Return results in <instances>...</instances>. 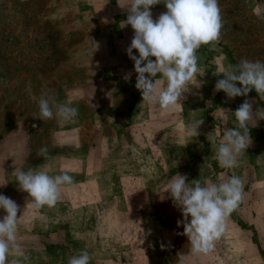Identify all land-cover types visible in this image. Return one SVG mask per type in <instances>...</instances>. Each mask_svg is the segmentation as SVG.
Listing matches in <instances>:
<instances>
[{
	"label": "rangeland",
	"instance_id": "1",
	"mask_svg": "<svg viewBox=\"0 0 264 264\" xmlns=\"http://www.w3.org/2000/svg\"><path fill=\"white\" fill-rule=\"evenodd\" d=\"M219 6L221 39L197 52L202 83L193 80L182 106L167 111L135 88L126 54L134 31L120 27L127 13L117 0H0V194L20 208L19 250L8 264H68L81 249L90 264H264V120L235 168H220L208 141L221 136L220 108L234 112L245 99L255 100L253 111L264 108L255 90L230 100L214 91L223 64L264 61V0ZM165 11L161 0L153 20ZM42 94L78 108V117L40 120ZM196 118L204 123L194 137L185 124ZM45 146L46 159L38 155ZM21 167L67 172L75 183L54 207L33 209L16 182ZM176 173L244 180L245 198L208 254H194L177 225L181 211L165 192Z\"/></svg>",
	"mask_w": 264,
	"mask_h": 264
},
{
	"label": "clouds",
	"instance_id": "2",
	"mask_svg": "<svg viewBox=\"0 0 264 264\" xmlns=\"http://www.w3.org/2000/svg\"><path fill=\"white\" fill-rule=\"evenodd\" d=\"M117 3L127 13L120 27L130 25L134 31L126 54L134 62L135 88L147 104L174 111L178 105L182 106L183 94L189 91L191 82L195 80L199 86L202 83L197 80L200 76L198 50L202 45L218 44L221 39L225 21L219 0H163L166 11L156 20H153L151 8L161 0H117ZM133 49L138 56L133 54ZM157 74L160 78H156ZM219 74L223 78L216 81L215 92L223 91L230 100L247 97L255 90L260 100H264V61L242 58L235 64H223L216 73ZM130 78L131 73H128L125 79ZM254 103L255 100L245 99L234 112L220 108L225 117L220 124L224 126L220 127L221 136L211 135L208 139L216 148L215 159L220 168H235L252 144L250 129L257 126V121L264 120V108L253 111ZM38 106L40 120L58 117L71 122L79 115L78 108L57 104L46 94L41 95ZM230 115L237 121L234 128L226 126V117ZM203 123V119L196 118L186 123L185 128L196 137ZM38 155L48 158V148L41 147ZM15 173L19 189L28 194L33 209L54 207L61 199L62 189L75 183L74 177L67 172L49 174L47 169L37 167L16 168ZM6 184L0 183V187ZM244 187L243 178L237 175L219 182L210 177L189 181L187 175L179 173L170 178L165 192L181 211L182 218L177 225L183 226L181 234L187 237L194 254H208L214 250L227 230L232 212L245 198ZM0 209L6 213L0 218V264H8L9 254L19 250L20 208L14 200L0 194ZM91 259L89 251L81 249L68 259V264H90ZM11 264H18V261L12 260Z\"/></svg>",
	"mask_w": 264,
	"mask_h": 264
}]
</instances>
